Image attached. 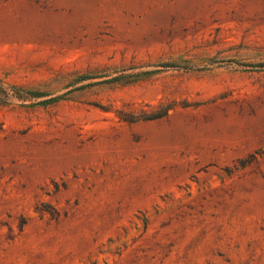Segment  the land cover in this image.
<instances>
[{"label":"rangeland","instance_id":"1","mask_svg":"<svg viewBox=\"0 0 264 264\" xmlns=\"http://www.w3.org/2000/svg\"><path fill=\"white\" fill-rule=\"evenodd\" d=\"M0 264H264V0H0Z\"/></svg>","mask_w":264,"mask_h":264}]
</instances>
